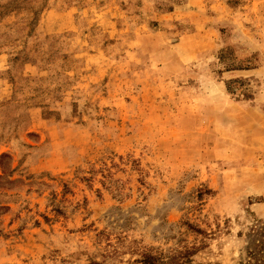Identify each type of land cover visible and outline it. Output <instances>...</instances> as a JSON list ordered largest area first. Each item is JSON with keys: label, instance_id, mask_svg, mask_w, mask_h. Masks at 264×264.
Returning a JSON list of instances; mask_svg holds the SVG:
<instances>
[{"label": "rangeland", "instance_id": "374dc122", "mask_svg": "<svg viewBox=\"0 0 264 264\" xmlns=\"http://www.w3.org/2000/svg\"><path fill=\"white\" fill-rule=\"evenodd\" d=\"M263 240L264 0H0V264Z\"/></svg>", "mask_w": 264, "mask_h": 264}, {"label": "trees", "instance_id": "16d2710c", "mask_svg": "<svg viewBox=\"0 0 264 264\" xmlns=\"http://www.w3.org/2000/svg\"><path fill=\"white\" fill-rule=\"evenodd\" d=\"M258 252H262V256L256 257V254H253L252 257L246 264H264V240L262 241ZM143 264H161V261H159L157 258H154L153 256H149L145 254L143 256ZM175 264H183L182 262H176Z\"/></svg>", "mask_w": 264, "mask_h": 264}]
</instances>
